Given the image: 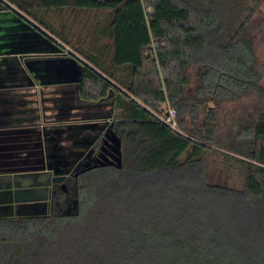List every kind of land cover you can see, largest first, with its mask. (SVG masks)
I'll use <instances>...</instances> for the list:
<instances>
[{
	"label": "trees",
	"instance_id": "16d2710c",
	"mask_svg": "<svg viewBox=\"0 0 264 264\" xmlns=\"http://www.w3.org/2000/svg\"><path fill=\"white\" fill-rule=\"evenodd\" d=\"M262 1L0 0L69 48L81 99L115 103L120 150L78 173L72 212L0 216V264H264V107L238 143L218 134L224 102L263 90L247 27ZM167 104L177 127L157 115ZM217 146L239 165L228 153L215 172Z\"/></svg>",
	"mask_w": 264,
	"mask_h": 264
},
{
	"label": "rangeland",
	"instance_id": "374dc122",
	"mask_svg": "<svg viewBox=\"0 0 264 264\" xmlns=\"http://www.w3.org/2000/svg\"><path fill=\"white\" fill-rule=\"evenodd\" d=\"M252 4L253 3H251V5ZM246 12L249 14L250 8L247 9ZM82 13L83 14H80L79 17L84 15V12ZM0 14H2L0 15V75L13 77L20 73L25 80H28L34 77H41L42 75L39 74L40 70L38 69L41 67H47L50 68L48 71L56 78L60 77L65 80L79 79L83 67L76 58L68 54L67 50L69 51V48L63 49L60 47L61 49H58V45L53 41H51V50L44 45L38 48L37 45L41 44L42 41H39V39L35 37V48L32 52L23 55L21 53L11 55V60L7 61V65L1 63L2 57L7 55V51L10 52L14 49L10 46L11 37L7 34H10L15 30L22 31L23 29L17 26L15 22V17L13 15L16 14ZM89 14H92L91 16L94 15L93 12ZM89 14L87 13L85 15ZM69 20L71 25L74 24V28L72 27L73 31H76L79 28L78 21H76L77 16H70ZM247 27L249 33L251 32L255 37L257 66L262 74L261 81L263 90L262 92L255 93L241 101L224 102L220 107L219 113L221 123L218 129V134L220 137L228 139L231 143L235 144L240 140L239 135L236 134V125L238 126L240 122L250 123V126L253 125L258 117L260 109L264 107V0L253 12L251 21L249 20ZM24 50L25 48L19 47L15 51L21 52ZM75 83L76 82L68 81L66 83L67 85L63 86L65 88L62 94L58 95L61 96L60 105L56 106L54 102H50L49 105H52L51 110L46 111V115L52 116L49 120L50 125H48L51 127V133L53 131L60 133L58 139L59 147L56 149H48L44 146L41 149H37L35 153H33V151H26L31 153L23 159L16 160L19 162L22 161L21 164L27 170H33L38 173L48 171L51 169L47 164L48 161H54L51 165L58 167L59 170L66 173H70L81 167L89 166L95 162L94 160L96 157H94L93 151L94 144L100 135H105V141L102 144L103 146L101 147L99 155L101 156V154L105 152L104 148H107V145H109L110 151H112L111 157H101L103 162L112 163L120 161L119 143L111 131V120L108 119V109L106 107L99 108L101 110L96 112L93 110L96 108L94 105L82 102L79 95H77ZM162 108H168V104L164 105ZM213 147L212 149L215 150L207 152V162L209 166L217 172L220 168L227 165L226 155L232 152L223 147ZM232 155L236 165H239L237 164L236 159L241 156L236 153H232ZM1 158L2 156L0 155V161ZM232 163L234 164V162H231V164ZM229 165L230 163H228V166ZM9 168L11 167L8 164L6 166L2 163L0 164V172ZM236 171L237 170H234V173ZM233 176L234 177L231 178V180H237V175L234 174ZM92 178H94V175ZM33 190H35V188L31 187L16 189V201L23 205L31 202L32 198H30L29 192H32ZM21 213L29 214V211L21 210L20 214Z\"/></svg>",
	"mask_w": 264,
	"mask_h": 264
},
{
	"label": "crops",
	"instance_id": "0c3cea01",
	"mask_svg": "<svg viewBox=\"0 0 264 264\" xmlns=\"http://www.w3.org/2000/svg\"><path fill=\"white\" fill-rule=\"evenodd\" d=\"M13 16L17 26L23 30H15L7 34L11 37L10 46L14 49L10 52L7 51V55L1 59V63L7 65V61L11 60V55L19 53L23 55L32 52L35 48V38L42 41L41 44L37 45L38 48L44 45L51 50L52 42L47 36L21 17ZM19 47H23L25 50L21 52L15 51ZM38 70H40L39 74L42 76L28 80H25L20 73L13 77L0 75V155L2 156L0 164L2 163L4 166L8 164L11 167L0 172V174L12 176L11 182L14 191L18 188L36 187V178L42 177V174L46 172L38 173L33 170H27L21 164L22 161L19 162L16 159H23L31 153L26 151L35 153L37 149H41L44 146L48 149L59 147L58 139L60 133L55 131L51 133V127L48 125H50L49 120L52 116L46 115V111L51 110L52 105H49L50 102H54L56 106L60 105L61 96L58 95L62 94L65 88L63 86L67 85L68 81L76 82L77 95H79V84L83 73L82 68L79 79L65 80L52 75L48 71L50 68L41 67ZM80 100L94 105L96 108L93 110L96 112L101 110L99 108L106 107L108 109V119H112L115 110L113 101L94 103L84 101L81 98ZM16 206H23V204L16 202Z\"/></svg>",
	"mask_w": 264,
	"mask_h": 264
},
{
	"label": "flooded vegetation",
	"instance_id": "af4514ba",
	"mask_svg": "<svg viewBox=\"0 0 264 264\" xmlns=\"http://www.w3.org/2000/svg\"><path fill=\"white\" fill-rule=\"evenodd\" d=\"M107 148L106 147L104 148L105 152H103L101 156L98 155L95 158L94 163L96 164L106 163V162H103V159H101V157L103 158L104 156H109V157L112 156V153H111L112 151H110L109 145H107ZM96 160H99V161H96ZM53 162L48 161L47 163L51 167V169L46 171L49 173L45 172L44 174H42V177L40 176L36 178L35 186L37 185L36 186L37 188L33 187L35 188V190H33L32 192H29V196L30 198H32V201L24 204L23 206H19V207L16 206L17 201H15L12 204V206L1 207L0 214H2V216L6 217V216L17 215V214H20L21 210H28L29 214H33L34 209L36 208L42 209L43 208L42 206H35V204L40 203L42 201L40 199V196L45 195V193L39 192L38 189L40 187H43L44 184L46 183L49 184L48 213L54 210L70 213L72 212V210H74L77 207L78 199L76 196H77L78 173L81 170L91 165H94V163L90 164L89 166L81 167L77 170L71 171L70 173H66L62 170H59L58 167H54L53 165H51ZM56 175H64L65 178L62 182H54L53 177ZM21 214H24V213H21Z\"/></svg>",
	"mask_w": 264,
	"mask_h": 264
},
{
	"label": "water",
	"instance_id": "95a60500",
	"mask_svg": "<svg viewBox=\"0 0 264 264\" xmlns=\"http://www.w3.org/2000/svg\"><path fill=\"white\" fill-rule=\"evenodd\" d=\"M64 175H56L53 177L54 182H62L64 180ZM12 176L0 174V208L9 207L16 201V191H14L12 186ZM39 192H44L45 195L40 196L42 200L40 203L35 204V206H42V209H34L33 214L46 215L48 214V198H49V184H44L40 187ZM2 216V214H0Z\"/></svg>",
	"mask_w": 264,
	"mask_h": 264
},
{
	"label": "built area",
	"instance_id": "2783aa9c",
	"mask_svg": "<svg viewBox=\"0 0 264 264\" xmlns=\"http://www.w3.org/2000/svg\"><path fill=\"white\" fill-rule=\"evenodd\" d=\"M158 117L166 124L172 127H177V110L176 108L169 106L166 109H160L157 113Z\"/></svg>",
	"mask_w": 264,
	"mask_h": 264
}]
</instances>
